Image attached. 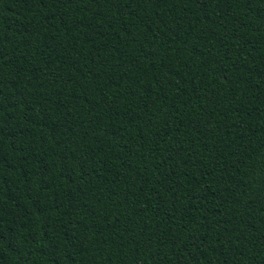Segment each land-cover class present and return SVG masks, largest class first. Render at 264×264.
Instances as JSON below:
<instances>
[{"label":"trees","instance_id":"16d2710c","mask_svg":"<svg viewBox=\"0 0 264 264\" xmlns=\"http://www.w3.org/2000/svg\"><path fill=\"white\" fill-rule=\"evenodd\" d=\"M0 264H264V0H0Z\"/></svg>","mask_w":264,"mask_h":264}]
</instances>
